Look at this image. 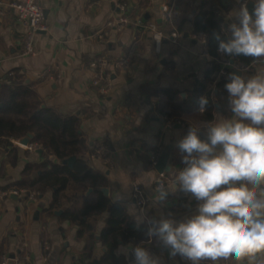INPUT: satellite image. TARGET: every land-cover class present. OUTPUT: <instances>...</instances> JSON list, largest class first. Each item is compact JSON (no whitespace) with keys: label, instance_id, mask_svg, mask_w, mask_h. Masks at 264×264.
Listing matches in <instances>:
<instances>
[{"label":"crops","instance_id":"1","mask_svg":"<svg viewBox=\"0 0 264 264\" xmlns=\"http://www.w3.org/2000/svg\"><path fill=\"white\" fill-rule=\"evenodd\" d=\"M15 1L19 0H0V91L7 86H25L41 108L52 109L63 119L78 118L86 141L81 158L107 180L112 204L122 203L136 224V217L143 215L144 223L137 228L149 226V220L162 216L180 221L192 215L198 201L183 191H169L165 202H155L160 173L154 161L166 146L172 147L171 171L165 180L168 188L175 172L185 167L176 145L191 124L211 122L220 116L232 118L226 94L214 109L203 114L189 97L213 60L204 34L195 30V17L215 6L225 29L232 22L229 14L239 7L238 0H231L226 8L220 0H42L49 29L36 37V56L22 55L25 28L8 9L9 3ZM165 6L168 20L163 18ZM122 14L129 20L125 29L108 25ZM151 24L164 34L160 50L149 30ZM173 33L178 35L175 43ZM131 52L134 57L130 70L114 72V90L104 96L92 82L93 61L100 57L120 58ZM224 67L229 69L228 74L231 69H241L245 78L264 74V61L253 62L248 68L225 62ZM43 72L49 73L47 78L41 77ZM155 96L158 101H154ZM205 138L202 132L201 139ZM6 140L14 147L0 146V264L3 257L9 258L6 264H15L23 245L30 258L27 264H90L96 258L100 261L109 250L133 264L131 254L126 257L118 249L121 245L135 247L136 243L120 240L113 247V240L103 241L101 237L108 226L110 210L86 216L93 230L80 236V224L62 218L70 202L48 211L53 190L43 195L32 191L29 196L25 189L1 190L34 179L40 173L36 167L46 160L59 162L43 148L29 151L17 143L18 139ZM103 145L109 149L107 154L92 158L94 150ZM137 186L146 197L142 208L134 198ZM12 194L18 198H12ZM63 194L65 200L72 198L76 206L97 197L92 187L75 189L72 185ZM144 247L160 257L161 264H191L179 255L171 257L155 238H148Z\"/></svg>","mask_w":264,"mask_h":264},{"label":"clouds","instance_id":"2","mask_svg":"<svg viewBox=\"0 0 264 264\" xmlns=\"http://www.w3.org/2000/svg\"><path fill=\"white\" fill-rule=\"evenodd\" d=\"M238 3L223 29L227 41L214 34L218 51L264 61V0H254L252 12L247 0ZM228 80L232 118L192 123L176 145L185 167L175 172L171 186L156 189L157 203L165 202L169 191L191 194L198 201L195 212L180 221L149 220L145 232L171 257L179 255L191 264H264V74L245 78L233 72ZM208 103L207 96L199 99L201 114ZM136 220L137 226L144 223L143 215ZM121 252L131 254L133 264H161L142 244L121 245Z\"/></svg>","mask_w":264,"mask_h":264},{"label":"trees","instance_id":"3","mask_svg":"<svg viewBox=\"0 0 264 264\" xmlns=\"http://www.w3.org/2000/svg\"><path fill=\"white\" fill-rule=\"evenodd\" d=\"M222 19L219 10L215 6L198 14L194 19L196 32L204 34L206 47L213 58L210 67L206 70L204 78L196 81L192 96L189 97L193 106L199 107V99L202 96L209 98L207 111L214 109L215 105L221 100V97L227 93L225 88L229 82V69L224 67L225 62L234 61L235 64L250 67L253 64V58L247 56L229 57L222 55L218 51L219 42L214 38V34L219 33L222 40L227 41L228 35L223 31ZM224 74H223V73ZM12 85L16 81L9 78ZM15 82V83H14ZM13 87V86H11ZM178 100H181L178 97ZM170 118V115H167ZM80 121L76 117L63 119L55 111L48 108H41V104L35 101L32 91L22 85L13 88H3L0 91V146L7 144V138L13 140L33 134V142L45 149L46 152L53 154L59 159L58 163L46 160L38 167L36 171L40 172L34 179L23 181L18 184H12L1 188V190L21 191L25 189L27 196L32 191H37L43 195L53 190V201L48 209L52 212L54 209L69 204L62 218L80 224L78 234L84 236L93 230V226L87 216L101 214L110 210L108 226L102 232L103 241L113 240L114 246L119 241L136 243L135 246H144L148 237L145 235L149 226L142 225L137 228V224L128 214L126 207L122 203L112 204L111 199L102 192V188L108 186L107 180L99 173L94 171L88 161L81 158L86 147V141L82 137L79 129ZM77 156L74 168H69L61 164L63 159ZM169 174H166V177ZM79 188L95 189L97 197L95 201L84 205L76 206L72 198L65 200L64 190L69 186ZM67 201V202H66ZM72 202V203H71ZM128 259L124 256H117L111 250L105 252L100 258V264H127Z\"/></svg>","mask_w":264,"mask_h":264},{"label":"built area","instance_id":"4","mask_svg":"<svg viewBox=\"0 0 264 264\" xmlns=\"http://www.w3.org/2000/svg\"><path fill=\"white\" fill-rule=\"evenodd\" d=\"M248 2V0H247ZM8 9L11 13H15L18 17L19 22L25 28L24 35V44L22 49L23 56H36V37L44 31H48L49 25L45 18V10L42 5V0H19L15 2H11L8 5ZM164 15L163 18L165 20L169 19V10L165 6L163 8ZM3 14V10H0V16ZM129 23L128 17L124 14L120 15L117 18H113L109 21L108 25L110 27H116L119 30H123L127 27ZM149 30L152 31V36L156 42L157 50H160L162 47V42L164 39V34L161 32L156 24H151L149 26ZM178 38L176 33L172 34V41L175 43ZM134 54L131 52L126 56H122L120 58H107L100 57L93 61V77L92 82L93 85L97 88V90L107 96L111 94L114 90V82H113V73L114 72H123L130 70L132 66V59ZM229 63V62H227ZM49 73L43 72L41 74L42 78H47ZM154 101H158L159 97H153ZM29 151H34L41 148L38 143H32L30 146L26 147ZM109 149L107 146H101L94 150L92 154V158H96L100 155H106ZM157 163V160L154 161V164ZM166 173H160L157 186L159 184H163L165 186ZM134 198L137 205L142 208L146 203V197L143 196V191L139 186L135 188ZM46 251L48 250V246L45 247ZM21 257L15 262V264H27L29 261V255L27 253L26 245L21 247ZM9 261L8 257L2 258V264H6Z\"/></svg>","mask_w":264,"mask_h":264},{"label":"water","instance_id":"5","mask_svg":"<svg viewBox=\"0 0 264 264\" xmlns=\"http://www.w3.org/2000/svg\"><path fill=\"white\" fill-rule=\"evenodd\" d=\"M164 2L166 3V1H164ZM220 2H221L222 6L224 8H226V7L231 5V0H220ZM248 8H249V11L252 12V10L254 8V0H250L248 2ZM231 64H234V61H231ZM233 72H235V73H237L239 75L243 74L242 70L241 69H237V68L231 69V73H233ZM176 127L179 128V127H181V125L177 124ZM33 138H34L33 134L29 133L26 136L19 138L17 140V143L20 144V145H23L24 147H28V146H30L32 144ZM42 151H43L42 149L39 150V152H42ZM171 151H172V147L171 146H166L164 148V150L162 151L159 159L157 160V163L155 164V168H156V170L159 173H169L171 171V168L169 166V160H170V156H171ZM77 159H78L77 156H72V157L63 159L61 161V164L64 165V166H68L69 168H74ZM101 190L106 196H109V188L106 187V188H103ZM11 197L12 198H18V195L17 194H12ZM56 213L57 214H62L63 211H58ZM90 264H100V261H99L98 258H96Z\"/></svg>","mask_w":264,"mask_h":264}]
</instances>
